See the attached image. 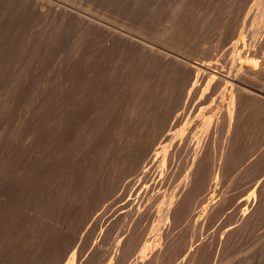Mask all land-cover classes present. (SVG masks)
Masks as SVG:
<instances>
[{
  "label": "rangeland",
  "instance_id": "obj_1",
  "mask_svg": "<svg viewBox=\"0 0 264 264\" xmlns=\"http://www.w3.org/2000/svg\"><path fill=\"white\" fill-rule=\"evenodd\" d=\"M261 66L264 0H0V264H264Z\"/></svg>",
  "mask_w": 264,
  "mask_h": 264
},
{
  "label": "bare ground",
  "instance_id": "obj_2",
  "mask_svg": "<svg viewBox=\"0 0 264 264\" xmlns=\"http://www.w3.org/2000/svg\"><path fill=\"white\" fill-rule=\"evenodd\" d=\"M107 28V27H106ZM111 29V28H110ZM112 30V29H111ZM263 31V30H262ZM119 33V32H118ZM121 33V32H120ZM109 34H111L110 33V31H109ZM123 35V34H122ZM117 36V35H116ZM118 36H120V35H118ZM142 43V42H141ZM141 45H143V43L141 44ZM145 46V45H144ZM150 46H148V48H149ZM149 49H151V48H149ZM152 51V50H151ZM155 52V51H154ZM153 51H152V53H154ZM159 52V51H158ZM160 55V54H159ZM153 56V55H152ZM172 57V56H171ZM170 58V57H169ZM176 58V57H175ZM170 59H172V58H170ZM177 59V58H176ZM175 59V60H176ZM179 59V58H178ZM172 60H174V58L172 59ZM174 60V61H175ZM148 61V60H147ZM257 61V60H256ZM176 62H178V61H176ZM179 62H180V60H179ZM178 62V63H179ZM183 63V62H182ZM186 63V62H185ZM257 64H255V65H261L260 63H258V61L256 62ZM177 65V64H176ZM179 65V64H178ZM183 65H184V63H183ZM176 67V66H175ZM180 67V66H179ZM252 67V66H251ZM184 69V72H186V71H188V72H190V74L191 75H193V78H196L197 80H199V81H202V80H208V79H216V80H218V77H217V74L214 72V71H210V70H207V69H205V68H202V67H200V66H193V67H189V66H187L186 64H185V66H182L181 65V68L180 69ZM259 70H263L264 71V68H263V66H261V68H258ZM250 72V71H249ZM256 72V71H255ZM181 73H183V72H181ZM260 73V72H259ZM251 74V73H250ZM184 75H186L185 73H184ZM187 76V75H186ZM188 77V76H187ZM189 77H190V75H189ZM190 78H192V77H190ZM196 80V81H197ZM216 80H215V82H216ZM195 82V81H194ZM204 82V81H203ZM206 82V81H205ZM210 82H211V80H210ZM218 82H219V80H218ZM197 83V82H196ZM199 83V82H198ZM201 83V82H200ZM199 83V85L198 86H200L201 84ZM207 83H208V81H207ZM241 83V82H240ZM203 84V83H202ZM205 84V83H204ZM235 85H237V84H235ZM242 85V84H241ZM247 88V87H246ZM245 88V89H246ZM241 90L242 91H244V88H237L236 89V91L234 92V93H232L234 96H235V101L237 102L238 101V95H239V92H240V94H241ZM251 90V89H250ZM252 91V90H251ZM246 92V91H245ZM244 93V92H243ZM264 93V92H263ZM228 94V93H227ZM232 94H230V95H232ZM252 94V93H251ZM225 96V95H224ZM234 96H233V98H234ZM230 97V96H229ZM263 97V96H262ZM225 98V97H224ZM227 98V97H226ZM230 98H232V97H230ZM228 100V99H227ZM234 100V99H233ZM243 101V100H242ZM227 103H228V101H227ZM238 103V102H237ZM231 106H232V104H230ZM230 106V107H231ZM234 107H236L235 106V104H234V106H233V109H234ZM232 108H231V110H233ZM230 109H229V112L231 111ZM233 113V112H232ZM234 115V114H233ZM239 116V115H238ZM231 117V116H230ZM236 117V116H235ZM226 121V120H225ZM208 122H210V120L208 121ZM241 123V122H240ZM209 124V123H208ZM237 129V128H236ZM128 150V149H127ZM233 150V149H232ZM195 162V161H194ZM187 186V185H186ZM183 192V191H182ZM172 200V199H171ZM170 200V201H171ZM172 202H174V201H172ZM169 203V202H168ZM170 204V203H169ZM173 205V204H172ZM170 206V205H169ZM168 207V206H167ZM173 207H174V205H173ZM171 209H173V208H171ZM171 209H169L168 211L170 212L171 211ZM167 210V209H166ZM165 210V211H166ZM168 211L166 212V213H168ZM166 220V219H165ZM164 221V220H163ZM206 253V252H205ZM241 258V257H240ZM235 260V259H234Z\"/></svg>",
  "mask_w": 264,
  "mask_h": 264
}]
</instances>
